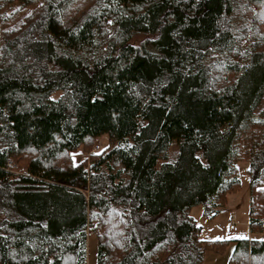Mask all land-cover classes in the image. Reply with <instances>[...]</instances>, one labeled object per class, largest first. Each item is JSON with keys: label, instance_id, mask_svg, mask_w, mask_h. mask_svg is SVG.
I'll return each instance as SVG.
<instances>
[{"label": "trees", "instance_id": "obj_1", "mask_svg": "<svg viewBox=\"0 0 264 264\" xmlns=\"http://www.w3.org/2000/svg\"><path fill=\"white\" fill-rule=\"evenodd\" d=\"M241 160L264 264V0H0V264H202Z\"/></svg>", "mask_w": 264, "mask_h": 264}, {"label": "rangeland", "instance_id": "obj_2", "mask_svg": "<svg viewBox=\"0 0 264 264\" xmlns=\"http://www.w3.org/2000/svg\"><path fill=\"white\" fill-rule=\"evenodd\" d=\"M145 40V35H135L131 42L134 46L139 47ZM61 95V91L52 94L53 99H57ZM95 142H99L100 149L96 152L92 151ZM108 143L107 137L104 135L93 142L88 151L79 148L70 153L75 164L82 160H89L93 153L99 152L106 147ZM238 174L240 178L237 190L228 193L227 203L214 216L204 214L202 205H194L191 207L189 214L194 218L196 223L201 227V236L206 239H230V238H246L250 233L248 222V205H249V174L248 161L241 160L237 162ZM229 198V201H228ZM230 213L235 214V225L230 224Z\"/></svg>", "mask_w": 264, "mask_h": 264}, {"label": "crops", "instance_id": "obj_3", "mask_svg": "<svg viewBox=\"0 0 264 264\" xmlns=\"http://www.w3.org/2000/svg\"><path fill=\"white\" fill-rule=\"evenodd\" d=\"M228 201H229V198H228ZM234 216L235 214L230 213V224L231 225L237 224V222L234 220ZM247 225H249L248 222H247ZM248 230L250 231V229ZM260 237H263V234L253 233L250 231V233L247 235L246 238H260ZM235 239H239V238L234 237V238L227 239V240H230V242L228 243L223 253H216V252L209 251V250L205 251L202 264H229V258L235 246V243L233 242V240ZM97 247L98 245H97L96 237L94 235H89L87 238L86 264H97Z\"/></svg>", "mask_w": 264, "mask_h": 264}, {"label": "built area", "instance_id": "obj_4", "mask_svg": "<svg viewBox=\"0 0 264 264\" xmlns=\"http://www.w3.org/2000/svg\"><path fill=\"white\" fill-rule=\"evenodd\" d=\"M100 147H101V146H100L99 142H95L94 145H93L92 151H93V152H96V151H98V150L100 149ZM8 165H9V168H10L11 170H13L14 167H15V164H14V162L12 161L11 158L8 159ZM91 173H92V169H91L90 167H88V174H91Z\"/></svg>", "mask_w": 264, "mask_h": 264}]
</instances>
